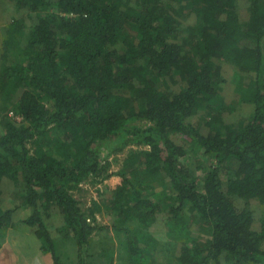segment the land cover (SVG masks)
Returning a JSON list of instances; mask_svg holds the SVG:
<instances>
[{
	"label": "trees",
	"instance_id": "1",
	"mask_svg": "<svg viewBox=\"0 0 264 264\" xmlns=\"http://www.w3.org/2000/svg\"><path fill=\"white\" fill-rule=\"evenodd\" d=\"M10 1L22 16L0 42V198L7 179L22 193L0 232L33 228L61 264L44 219L55 209L77 264H92L91 238L106 226L75 191L117 177L105 201L127 264L155 249L161 209L181 244L174 264H264V213L254 227L248 207L264 206V0H243L244 18L240 0ZM224 65L250 105L240 126L219 119ZM121 137L133 148L109 171L102 145ZM192 222L204 240L189 236Z\"/></svg>",
	"mask_w": 264,
	"mask_h": 264
},
{
	"label": "rangeland",
	"instance_id": "2",
	"mask_svg": "<svg viewBox=\"0 0 264 264\" xmlns=\"http://www.w3.org/2000/svg\"><path fill=\"white\" fill-rule=\"evenodd\" d=\"M247 5L240 0L238 2L239 14L242 18L246 16ZM21 11L14 6L10 0H0V42L7 23L13 18L21 17ZM26 17V15L24 16ZM264 50V41H263ZM1 52V43H0ZM222 74L225 82L221 85L219 95L223 99L224 110L219 119L225 124L231 126H240L246 122L250 105L243 103L240 95L236 91L238 83V74L229 66L222 67ZM10 116L17 124L21 123V118L9 112ZM206 118L197 114L192 122H198L201 127L205 125ZM1 131V125H0ZM126 142L124 138H113L102 145V149L109 152L107 160L109 171L121 169L123 158L129 149L133 148L131 144L123 145ZM180 143H183L179 140ZM117 177H110L100 184L84 185L75 195L82 202L85 208L94 207L95 202L98 209H95V216L98 224L106 226L94 232L88 253L87 261L92 264H127L128 252L118 235L111 229V224L115 220V215L110 214L106 208L105 199L110 194V189L115 185ZM0 213L8 208H13L19 203L22 188L10 180H5L1 185ZM235 206L242 208L244 202L235 200ZM249 209L252 210L255 219L254 227L258 226L257 219L264 213V206L256 201H250ZM161 209L154 222L149 227V233L157 240L155 249L148 254V258L141 264H174V258L179 253L180 243L168 237L167 232V213ZM29 213L28 210L19 211L15 222L19 223L20 219ZM45 223L54 237L56 243L57 255L61 264H77L78 250L75 241L70 232L62 229L63 221L61 216L52 209L49 215L44 217ZM15 224V223H14ZM189 236L204 240L207 236L199 223L189 224ZM112 258V259H111ZM112 260V261H110ZM0 264H53L51 256L41 249V241L36 237L33 228L25 227L22 224H15L0 232Z\"/></svg>",
	"mask_w": 264,
	"mask_h": 264
}]
</instances>
